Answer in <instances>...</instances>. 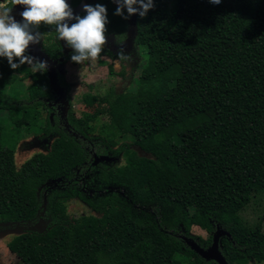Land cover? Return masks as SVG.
Instances as JSON below:
<instances>
[{
    "label": "trees",
    "instance_id": "16d2710c",
    "mask_svg": "<svg viewBox=\"0 0 264 264\" xmlns=\"http://www.w3.org/2000/svg\"><path fill=\"white\" fill-rule=\"evenodd\" d=\"M97 3L107 9L105 35L121 39L127 19L114 14L118 5L86 4ZM153 3L134 18L142 68L132 88L82 95L105 104L107 120L68 109L66 128L48 106L46 71L11 69L0 57V137L8 123L54 134L19 165L14 148L0 142V228L36 223L41 211L49 218L44 231L24 230L6 243L23 264H218L184 240L206 247L216 226L226 232L218 249L227 264H264L260 220L248 225L239 215L253 193L264 194V0ZM34 31L50 58L76 64L54 25ZM15 76L29 83L13 90ZM57 81L68 87L61 72ZM121 151V164L93 163ZM72 198L97 214L70 217ZM194 226L206 236L191 235Z\"/></svg>",
    "mask_w": 264,
    "mask_h": 264
},
{
    "label": "rangeland",
    "instance_id": "374dc122",
    "mask_svg": "<svg viewBox=\"0 0 264 264\" xmlns=\"http://www.w3.org/2000/svg\"><path fill=\"white\" fill-rule=\"evenodd\" d=\"M90 1L93 0H81L76 7L71 8L73 14L82 11L83 5ZM6 2L8 6L11 7L10 0H6ZM67 2H69V0H67ZM134 18L135 14L127 19L123 41H117L114 39V36L106 35L107 43L105 44L99 59L94 61L88 60L75 65L70 64L69 62L61 64L60 72L63 74L64 79L68 84V87H65L64 89L69 97L68 106L65 112V117H60L62 123L66 124V128L68 126L66 119L68 109H70L75 116L86 111L99 116L100 120H107L105 104L99 101L85 103L82 101L83 94L90 93L102 97L109 87H112L115 91L132 88L133 80L136 79L137 74L142 68V58L138 46L134 43ZM59 41L62 42L63 40ZM38 45L42 46V38ZM120 51H122L128 59H121L118 57L117 53ZM17 77L10 78V81L14 86L13 90H19L29 83V79H23L19 83ZM10 88L6 87L5 90L9 92ZM41 114L44 116L45 111L41 110ZM40 126V124H37L36 128L33 129L28 128L29 126L23 124L14 130L11 129L13 128V124L11 123H8V125L5 126L0 137V142L6 146L14 148L15 162L17 165L22 163L34 152L45 151L48 148L49 142L54 134L43 135ZM127 142L129 141L127 140ZM130 144L131 148L135 149L138 154L149 155L137 145ZM123 159L124 151H121L118 156L104 158L103 160L118 165L123 162ZM67 213L70 217L89 213L97 214L77 198H72L67 202ZM263 213L264 194L260 192L253 193L247 205L239 211L240 218L248 225H253L260 220L262 231H264ZM42 215L41 211L37 222L33 224L14 225L6 229L0 228V264H23L18 257L7 249L6 243L14 235L19 234L24 230L44 231L49 218L43 217ZM189 233L191 235H199L202 237L206 236V232L196 226L192 227ZM247 264L255 263L254 260H250Z\"/></svg>",
    "mask_w": 264,
    "mask_h": 264
},
{
    "label": "clouds",
    "instance_id": "9594fccd",
    "mask_svg": "<svg viewBox=\"0 0 264 264\" xmlns=\"http://www.w3.org/2000/svg\"><path fill=\"white\" fill-rule=\"evenodd\" d=\"M118 5L115 15L128 19L133 14L144 17L154 7L153 0H114ZM219 5L222 0H209ZM0 0V57L6 58L11 69L28 64L34 73L43 74L48 69L46 60L28 54L29 46L41 41V33L34 31L39 25H54L57 39L63 40L73 50L70 59L76 64L99 59L105 44L107 9L97 3L95 6L84 4L83 17L74 15L67 0ZM22 5L21 21L11 15L12 6ZM139 5V8L134 7ZM124 9L127 16L124 15ZM75 20L69 26L68 21ZM121 59H128L122 51L117 53Z\"/></svg>",
    "mask_w": 264,
    "mask_h": 264
},
{
    "label": "water",
    "instance_id": "95a60500",
    "mask_svg": "<svg viewBox=\"0 0 264 264\" xmlns=\"http://www.w3.org/2000/svg\"><path fill=\"white\" fill-rule=\"evenodd\" d=\"M23 10H24V6L14 5L12 6L11 15L14 16L17 21H21L22 17L20 16V13ZM61 44L64 52H67L68 50L71 49L69 46L66 45L64 41H62ZM28 54L37 57L38 59L46 60L48 62V69L46 70L48 84L51 91L54 93V95H56L55 102L60 101L62 103L61 104L62 114H65L68 106V100L66 99V91L64 90V87L61 86L57 81V73L60 72L61 63L58 62V60L56 59L50 58L47 55V53L38 45V43L29 46ZM104 158L106 159L110 157L107 155H94L93 163H96L98 160H103ZM223 233L226 232L222 230L220 227L216 226L212 234V241L206 247H201L192 238L189 237H184V240L202 258L213 259L218 264H227L225 258L218 249V239L219 236Z\"/></svg>",
    "mask_w": 264,
    "mask_h": 264
},
{
    "label": "flooded vegetation",
    "instance_id": "af4514ba",
    "mask_svg": "<svg viewBox=\"0 0 264 264\" xmlns=\"http://www.w3.org/2000/svg\"><path fill=\"white\" fill-rule=\"evenodd\" d=\"M124 34L125 32L123 33L121 39H116L114 37L115 40L117 41H123L124 39ZM55 99H56V95H54V97L52 98V100L50 101V104L51 105H48L50 108H55L56 112L58 113L59 117H65V114H62V109H61V102L60 101H57L55 102ZM5 229V228H4Z\"/></svg>",
    "mask_w": 264,
    "mask_h": 264
}]
</instances>
